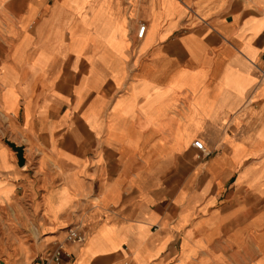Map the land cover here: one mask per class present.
<instances>
[{
	"label": "crops",
	"instance_id": "1",
	"mask_svg": "<svg viewBox=\"0 0 264 264\" xmlns=\"http://www.w3.org/2000/svg\"><path fill=\"white\" fill-rule=\"evenodd\" d=\"M5 208L11 264H264V0H0Z\"/></svg>",
	"mask_w": 264,
	"mask_h": 264
},
{
	"label": "rangeland",
	"instance_id": "2",
	"mask_svg": "<svg viewBox=\"0 0 264 264\" xmlns=\"http://www.w3.org/2000/svg\"><path fill=\"white\" fill-rule=\"evenodd\" d=\"M29 210L30 208H5L4 213L0 214V249L4 250L2 253L0 252V260L5 259V261L2 260L3 264H11L7 257L11 253L15 241H17L18 245L21 244V239L19 240L18 236L29 234L28 229L31 218ZM47 210L48 208H40L41 214L46 217L48 214ZM2 216H4V218ZM67 229L68 228H66L65 231ZM31 232L34 236L35 230L31 229ZM37 237V240L43 238V236H39V234ZM58 244L60 245L62 242Z\"/></svg>",
	"mask_w": 264,
	"mask_h": 264
},
{
	"label": "built area",
	"instance_id": "3",
	"mask_svg": "<svg viewBox=\"0 0 264 264\" xmlns=\"http://www.w3.org/2000/svg\"><path fill=\"white\" fill-rule=\"evenodd\" d=\"M245 1L250 2L253 0H245ZM143 31H144L143 25L137 26L136 38L140 39L143 34ZM191 146L200 154L204 156L208 155V152L205 151V149L202 147V144L199 141H193L191 143ZM82 241H83V237L81 235H78L74 228H68L66 230L64 242L70 244H80ZM61 249H62V244L56 245L48 254L44 256L41 264L58 263L60 261V256L62 253Z\"/></svg>",
	"mask_w": 264,
	"mask_h": 264
},
{
	"label": "water",
	"instance_id": "4",
	"mask_svg": "<svg viewBox=\"0 0 264 264\" xmlns=\"http://www.w3.org/2000/svg\"><path fill=\"white\" fill-rule=\"evenodd\" d=\"M5 143L15 153L17 166L21 167L23 165L22 147L21 146H15L13 143L8 142L7 140H5Z\"/></svg>",
	"mask_w": 264,
	"mask_h": 264
}]
</instances>
